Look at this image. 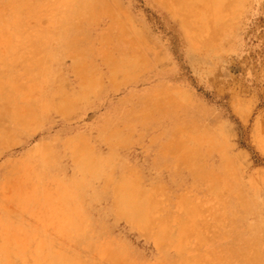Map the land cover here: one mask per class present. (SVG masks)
Instances as JSON below:
<instances>
[{"label":"rangeland","instance_id":"374dc122","mask_svg":"<svg viewBox=\"0 0 264 264\" xmlns=\"http://www.w3.org/2000/svg\"><path fill=\"white\" fill-rule=\"evenodd\" d=\"M0 264H264V0H0Z\"/></svg>","mask_w":264,"mask_h":264},{"label":"bare ground","instance_id":"6f19581e","mask_svg":"<svg viewBox=\"0 0 264 264\" xmlns=\"http://www.w3.org/2000/svg\"><path fill=\"white\" fill-rule=\"evenodd\" d=\"M179 159V158H178Z\"/></svg>","mask_w":264,"mask_h":264}]
</instances>
